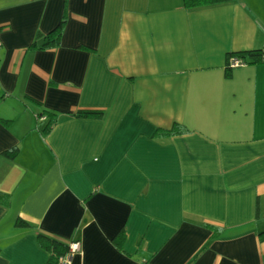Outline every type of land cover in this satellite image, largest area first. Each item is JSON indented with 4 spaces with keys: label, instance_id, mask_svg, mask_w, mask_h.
Here are the masks:
<instances>
[{
    "label": "crops",
    "instance_id": "obj_1",
    "mask_svg": "<svg viewBox=\"0 0 264 264\" xmlns=\"http://www.w3.org/2000/svg\"><path fill=\"white\" fill-rule=\"evenodd\" d=\"M38 234L71 264H264L263 0H0V264L55 263Z\"/></svg>",
    "mask_w": 264,
    "mask_h": 264
},
{
    "label": "trees",
    "instance_id": "obj_2",
    "mask_svg": "<svg viewBox=\"0 0 264 264\" xmlns=\"http://www.w3.org/2000/svg\"><path fill=\"white\" fill-rule=\"evenodd\" d=\"M222 1H226V0H182V3L186 7H195V6H201V5L214 4V3H218V2H222ZM60 24L61 23H59L55 28H53L51 31H49L44 36L43 41L39 45L40 47L52 46V45H55L57 43V38L59 36L60 28H61ZM229 54H230L229 56H236V57L242 59L243 62L244 61L245 62L246 61L247 62H257V61H260L262 59L263 51L261 49H252V50L236 51V52L229 53ZM246 59H249V60H246ZM225 68L228 69L227 67H225ZM228 75H229V72H225V76H228ZM100 114H101V112L97 111V110H77L73 113V115H75V116H93V117H99ZM41 129H42L43 133L48 131L49 123L46 122ZM179 132H182V131H181L180 127L176 126V125L173 126L170 130L161 131V133H163V134H171V133H179ZM13 149L14 148H12V150ZM14 224L16 226H28L27 223H25L24 221H22L20 219H16L14 221ZM38 237L40 240H43V245L46 246V248H51V249L55 250L56 249L55 247H60V249L56 250V252H55L56 255L58 253L64 252L66 247H67L66 244L63 245L56 240L46 238L40 234H38ZM44 241H45V244H44ZM61 250H63V251H61ZM52 264H56V261H55V263H52Z\"/></svg>",
    "mask_w": 264,
    "mask_h": 264
},
{
    "label": "built area",
    "instance_id": "obj_3",
    "mask_svg": "<svg viewBox=\"0 0 264 264\" xmlns=\"http://www.w3.org/2000/svg\"><path fill=\"white\" fill-rule=\"evenodd\" d=\"M243 63L242 59L236 56H229L227 58L226 67L234 68ZM79 253H81L79 243L77 241H72L68 243L64 252L56 255V264H71L73 255Z\"/></svg>",
    "mask_w": 264,
    "mask_h": 264
}]
</instances>
